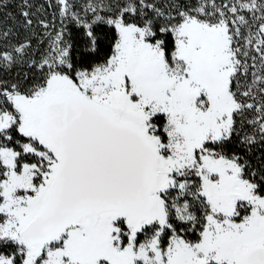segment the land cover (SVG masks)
Wrapping results in <instances>:
<instances>
[{
    "label": "snow or ice",
    "instance_id": "obj_1",
    "mask_svg": "<svg viewBox=\"0 0 264 264\" xmlns=\"http://www.w3.org/2000/svg\"><path fill=\"white\" fill-rule=\"evenodd\" d=\"M0 264H264V0H0Z\"/></svg>",
    "mask_w": 264,
    "mask_h": 264
}]
</instances>
